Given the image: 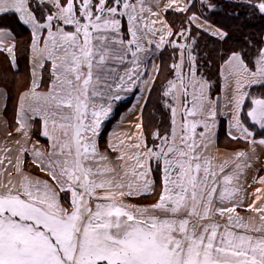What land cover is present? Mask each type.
<instances>
[{"label":"snow or ice","instance_id":"6c2138e0","mask_svg":"<svg viewBox=\"0 0 264 264\" xmlns=\"http://www.w3.org/2000/svg\"><path fill=\"white\" fill-rule=\"evenodd\" d=\"M232 2L264 15V0ZM193 6L0 0V54L15 66L10 19L29 32L32 66L13 123L0 121V264H264V93L251 91L264 88V47L222 56L213 97L192 28L228 33L187 15ZM169 11L185 14L179 30ZM166 48L171 78L159 99L169 123L149 143L143 112ZM137 88L147 95L134 131H113L102 148L105 122ZM220 117L236 145L223 155Z\"/></svg>","mask_w":264,"mask_h":264},{"label":"trees","instance_id":"16d2710c","mask_svg":"<svg viewBox=\"0 0 264 264\" xmlns=\"http://www.w3.org/2000/svg\"><path fill=\"white\" fill-rule=\"evenodd\" d=\"M193 3L194 6L187 15L196 13L202 18L206 17L210 23L222 28L228 33L227 38L220 42L203 32H199L198 29L192 28V36L196 39L193 54L197 56L198 74H203L211 85L215 84L216 89L212 87V95L214 96L218 91L219 78L217 72L219 64L222 62V56L230 50H239L241 48H243L246 53L254 55L256 50L262 47L261 38L264 32V15L259 13L252 15L247 7H238L232 0H209V3L214 5L211 9L206 5H202L201 0H193ZM184 16L185 14L167 13V18L172 22L175 30H179L181 27ZM6 23H10L15 29L17 44L16 61L18 65L22 67L26 65L27 44L29 41L28 31L16 25L15 22L10 19L6 20ZM173 38L179 39L177 37ZM158 57L159 64L161 65V72L151 92V98L148 100L147 106L143 112L145 131L149 143H151V133L157 127H159L161 133H163L169 123L168 113L160 103L159 92L162 84L165 82V78H171L168 65L173 62L172 50L170 48L161 50V52L158 53ZM216 63L218 64L215 68ZM215 71L217 76H215ZM16 78L15 73L9 68L5 57L0 54V86H3L5 83H15ZM14 92L12 93V91L9 90L7 94L12 96ZM256 131L259 132V130Z\"/></svg>","mask_w":264,"mask_h":264},{"label":"crops","instance_id":"0c3cea01","mask_svg":"<svg viewBox=\"0 0 264 264\" xmlns=\"http://www.w3.org/2000/svg\"><path fill=\"white\" fill-rule=\"evenodd\" d=\"M169 12H171V11H169ZM213 26H215V25H213ZM215 27H217V26H215ZM205 34H207V33H205ZM207 35H209V34H207ZM28 36H29V41H30L29 32H28ZM209 36L212 37L211 35H209ZM212 38L216 39L217 41L222 42L221 40L217 39L216 37H212ZM29 41H28V43H29ZM261 41H262V47H264V32L262 34ZM27 46H28V44H27ZM158 53L159 52H157L155 54V57L153 58L154 62L157 63V64H159ZM2 55L5 57L9 68L11 69L12 72L15 73L16 77L19 76L22 71H25V78L26 79H25L24 82H25V88H26L27 85H28L29 80L31 79V67H32L31 63H30V54H29L28 47H27L26 65H24L22 67H20L18 65L17 61H16L15 66H12L10 61H9V59L7 58V56L4 55V54H2ZM151 62L152 61L149 62V67H151ZM218 71H219V68H218ZM45 82H47V75H45ZM22 84H23V82H22ZM219 89H220V81H219L217 94L214 95L213 97L219 95ZM251 91L254 94L259 95V94L264 93V88H261L259 86H254L251 89ZM141 95H147V93H141L138 88L137 89H133L132 93H128L124 97V99H122L121 101L117 102V104L114 107V111L112 113V116L110 117V122H105V127L103 129V134L99 138L102 148H103V146H104L109 134L112 133L113 131H116L118 133L119 132L134 131V129L131 127V124L135 122V117H136L137 114H139V111H140L138 108H135L134 106L137 104L138 98ZM18 96L14 100L13 99H9V95L7 94V92L0 87V121H7L9 124L13 123V118H14L15 108H16V105H17ZM5 103L7 105V112H4V110H3ZM139 103L143 104L144 101L140 100ZM129 109H132V111L130 112ZM219 121L220 122H219L218 129H217L218 137H219L218 153L220 155H223L226 152L232 151L236 147V145H234L233 142H231V141H229L227 139V136H226V132H227V118L220 117ZM7 130L11 131L12 129L8 128ZM256 130H259V129H256ZM3 135H4V130H3V128H0V138H3ZM36 138H37L36 136L33 137V139H36ZM259 138L260 137L257 136V139H259ZM39 139H40V142L42 144H46V139L45 138L39 137ZM239 146L243 147L244 146L243 142H240ZM214 151H217V149H214ZM257 151L260 154H264V149L258 148ZM259 175H264V172H260Z\"/></svg>","mask_w":264,"mask_h":264},{"label":"rangeland","instance_id":"374dc122","mask_svg":"<svg viewBox=\"0 0 264 264\" xmlns=\"http://www.w3.org/2000/svg\"><path fill=\"white\" fill-rule=\"evenodd\" d=\"M194 27V26H193ZM195 28V27H194ZM222 29V28H221ZM223 30V29H222ZM217 64L218 63H216V66H215V68L217 67ZM215 65V64H214ZM6 67V66H5ZM219 68V67H218ZM6 72V71H5ZM217 75H218V72H217ZM216 75V71H215V76H217ZM25 71H22L21 72V74L19 75V76H17V78H16V81H15V83H13V82H11V84H9V83H5V84H7V85H3V86H0L2 89H4L6 92H8L9 90L10 91H12V93L14 92V94L12 95V96H9V99H15V98H17V96L20 94V92L21 91H23L24 90V88H25ZM22 82H23V84H22ZM22 84V85H21ZM14 86V87H13ZM16 86V87H15ZM212 87L213 88H215L216 89V86H215V84H213L212 85Z\"/></svg>","mask_w":264,"mask_h":264}]
</instances>
